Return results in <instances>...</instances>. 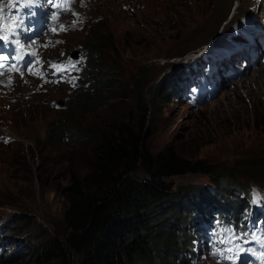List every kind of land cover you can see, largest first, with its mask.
Wrapping results in <instances>:
<instances>
[{
    "label": "rangeland",
    "instance_id": "obj_1",
    "mask_svg": "<svg viewBox=\"0 0 264 264\" xmlns=\"http://www.w3.org/2000/svg\"><path fill=\"white\" fill-rule=\"evenodd\" d=\"M50 3V25L30 42L33 38L18 39L10 30L27 12L28 1L0 2L4 11L0 27V222L17 224L20 234L12 238L22 240L20 257L0 264H37L49 238L66 232L67 202L60 190L72 177L86 172L90 145H78L75 140L66 146L46 145L51 122L61 130L67 124L87 128L119 120L138 129L145 98L150 100V120L143 133L149 135L146 146L152 154L174 147L183 157L205 162L213 175L221 174L224 182L218 186H264V164H260L264 163V64L258 62L238 79L214 80L213 97L195 108L162 97L167 93L162 91L167 73L180 66L178 57L218 33L222 37L228 31L231 39H237L235 29L243 26L242 11L254 9L251 0ZM42 10L46 8L30 13L40 20ZM261 17L257 16V23L264 25ZM17 44L24 49L19 50ZM93 51V62L98 65L93 71L116 84L115 91L101 95L103 103L98 104L97 94L80 95L72 85L75 69ZM74 52L77 58L72 60L69 55ZM208 65L205 62L203 67ZM228 67L237 72L232 65ZM207 72L212 73L210 67ZM68 108V113L59 112ZM4 135L10 137L8 144L3 142ZM251 176L259 182L254 183ZM166 182L174 184L175 190L215 185L211 176L201 172L173 176Z\"/></svg>",
    "mask_w": 264,
    "mask_h": 264
},
{
    "label": "trees",
    "instance_id": "obj_2",
    "mask_svg": "<svg viewBox=\"0 0 264 264\" xmlns=\"http://www.w3.org/2000/svg\"><path fill=\"white\" fill-rule=\"evenodd\" d=\"M86 55L87 62L78 70L83 80L78 93L97 94V104L103 103L101 95L115 91L116 84L93 71L98 67L92 59L96 51ZM182 75L175 69L166 79L170 83L171 78L178 81ZM172 85H163L165 101L175 95ZM142 100L138 129L119 120L104 122L100 127L67 124L68 128L63 126L61 130L56 123L49 124L46 145L53 142L66 146L75 140L78 145H90L91 157L86 172L72 177L61 188L67 202L66 232L49 238L42 250L44 257L37 264H187L183 253L190 241L186 239L183 216L189 214L188 203L204 191V186H181L177 193L167 178L201 172L211 176L217 186L224 181L221 174L213 175L205 162L183 157L174 147L152 154L146 146L149 135L143 133L150 120V100ZM69 108L59 112L68 113ZM2 137L8 144L10 137ZM250 178L259 182V178ZM18 229L17 224L0 222V263L20 257L22 240L12 238L20 234Z\"/></svg>",
    "mask_w": 264,
    "mask_h": 264
},
{
    "label": "water",
    "instance_id": "obj_3",
    "mask_svg": "<svg viewBox=\"0 0 264 264\" xmlns=\"http://www.w3.org/2000/svg\"><path fill=\"white\" fill-rule=\"evenodd\" d=\"M72 56L74 57V56H76V53L74 52V53H72Z\"/></svg>",
    "mask_w": 264,
    "mask_h": 264
}]
</instances>
